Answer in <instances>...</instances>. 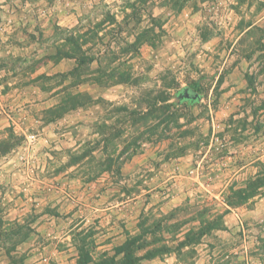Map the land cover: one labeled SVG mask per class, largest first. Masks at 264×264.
I'll return each mask as SVG.
<instances>
[{
  "label": "rangeland",
  "instance_id": "374dc122",
  "mask_svg": "<svg viewBox=\"0 0 264 264\" xmlns=\"http://www.w3.org/2000/svg\"><path fill=\"white\" fill-rule=\"evenodd\" d=\"M263 13L0 0V264H96L144 217L170 248L136 264H264V22L247 28ZM197 207L221 226L177 252L170 224Z\"/></svg>",
  "mask_w": 264,
  "mask_h": 264
},
{
  "label": "trees",
  "instance_id": "16d2710c",
  "mask_svg": "<svg viewBox=\"0 0 264 264\" xmlns=\"http://www.w3.org/2000/svg\"><path fill=\"white\" fill-rule=\"evenodd\" d=\"M200 85L198 81H191L189 84H187L185 87L181 89V92L183 94L184 100H196L197 97L200 94ZM237 195L241 196V193L236 191ZM242 197V196H241ZM223 205L234 207L230 200L223 201ZM205 210L207 209H200L196 208L193 212V214L189 215L188 217L183 218L182 214H180V219H176L174 222L170 224V227L172 229H177L175 238L172 240L175 243L174 250L179 252L182 247L189 246L193 242L199 241L201 236L205 233H209L211 231H214L216 228H219L221 226L220 218L221 217H213L212 219H204L203 215L205 213ZM228 208L226 207L224 211H227ZM180 209H178L177 212H179ZM183 211V210H181ZM185 212V210L183 211ZM176 215V214H175ZM147 218L144 217L143 221L139 220L137 227H138V233L135 235H131L128 237L124 243L123 246L120 247L115 251V255L121 254L120 261L115 260V255L111 256L109 259L102 258L98 259L96 264H136L137 261L141 259H146L149 257H153L154 255H160L162 252L169 249L170 245H166L164 241L168 239V236L164 235H158L157 231L162 232L166 228V225L164 224L165 218L159 217V218H153L149 223H147ZM152 228L155 230V234L153 235L154 230L146 236L150 230L149 228ZM187 229L184 232L183 229ZM179 232V233H178ZM156 241H163L161 245H153ZM153 245V246H152ZM80 252V249L78 250ZM82 255L83 252L81 253ZM99 255H102L105 257L106 254L100 253ZM89 257V252H88ZM89 262V261H88Z\"/></svg>",
  "mask_w": 264,
  "mask_h": 264
},
{
  "label": "crops",
  "instance_id": "0c3cea01",
  "mask_svg": "<svg viewBox=\"0 0 264 264\" xmlns=\"http://www.w3.org/2000/svg\"><path fill=\"white\" fill-rule=\"evenodd\" d=\"M263 22H264V13L261 17H259L257 19V21L253 22L251 25H249L247 28H253L255 26V24H259L260 26L262 25L263 26ZM105 92L102 91V93H100L101 95L104 94ZM113 206H110V207H105V208H102L101 210L104 211V212H107L108 210L112 209ZM229 215H232L229 213ZM176 258L171 254L169 256H166V257H156V258H152L150 260H147L144 262V264H177L176 262Z\"/></svg>",
  "mask_w": 264,
  "mask_h": 264
}]
</instances>
